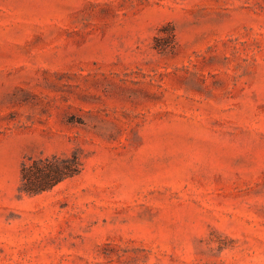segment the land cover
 I'll use <instances>...</instances> for the list:
<instances>
[{"label": "rangeland", "instance_id": "374dc122", "mask_svg": "<svg viewBox=\"0 0 264 264\" xmlns=\"http://www.w3.org/2000/svg\"><path fill=\"white\" fill-rule=\"evenodd\" d=\"M0 264H264V0H0Z\"/></svg>", "mask_w": 264, "mask_h": 264}, {"label": "trees", "instance_id": "16d2710c", "mask_svg": "<svg viewBox=\"0 0 264 264\" xmlns=\"http://www.w3.org/2000/svg\"><path fill=\"white\" fill-rule=\"evenodd\" d=\"M173 37L174 35L170 32L166 41L171 42ZM81 168L82 162L77 152L69 156L55 154L39 157L28 156L21 165L19 191L28 194L41 193L78 174Z\"/></svg>", "mask_w": 264, "mask_h": 264}]
</instances>
